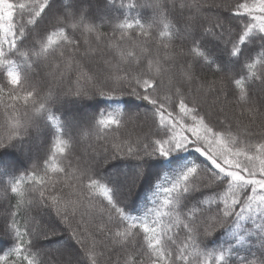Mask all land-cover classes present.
Instances as JSON below:
<instances>
[{"label":"snow or ice","instance_id":"1","mask_svg":"<svg viewBox=\"0 0 264 264\" xmlns=\"http://www.w3.org/2000/svg\"><path fill=\"white\" fill-rule=\"evenodd\" d=\"M51 3L0 0V104L14 113L0 125V150L30 133L48 134L26 170L6 173L14 161L0 157V244H9L0 264H264V0H221L210 14L187 0H58L47 24L21 44ZM144 7L154 15L147 26L139 18L114 23L110 14ZM105 24L113 39L121 33V42L107 46L111 60L85 39L98 42ZM154 31L158 39L145 46ZM179 36L186 51L174 47ZM208 37L224 57L219 63ZM69 73L83 86L50 87ZM65 97H134L146 102L136 115L150 121L148 131L109 139L131 119L122 107L69 123L57 108ZM230 98L241 113H226ZM85 126L110 146L76 157ZM189 150L203 160L165 174L140 216L128 202L144 169L126 189L101 174L117 159H167ZM55 221L71 229L75 247L43 246L59 235ZM218 233L230 239L219 245Z\"/></svg>","mask_w":264,"mask_h":264},{"label":"trees","instance_id":"2","mask_svg":"<svg viewBox=\"0 0 264 264\" xmlns=\"http://www.w3.org/2000/svg\"><path fill=\"white\" fill-rule=\"evenodd\" d=\"M57 2L58 0H52V3L50 4L49 8L46 9L45 12L41 15V17L37 19L36 24L30 28L29 36H26L25 40L21 41V44L26 43L34 36L35 29H42L47 24L48 19L56 10ZM119 2L120 0H117L118 4ZM123 2L127 4L128 0H123ZM140 2L149 5L150 3L153 2V0H140ZM177 2L182 4L185 3L186 0H177ZM187 2L193 4L200 3L201 5H203L204 13L210 14L207 12L208 8L213 3L221 2V0H187ZM224 2L231 4V3H235V0H224ZM59 3L65 4V6H67L68 0H59ZM92 10L94 11V9ZM121 12L124 13V16H121ZM110 14L118 18L117 21H115L114 23L123 22V20L125 19H128L130 21L133 18H139L144 20L147 26V23L151 22L154 19V15L150 7H144L139 10H134L131 12H128L126 9H120V11L111 12ZM169 20H171V18H169ZM95 22L100 23V21L98 20ZM160 30H163L162 23L160 24ZM100 32L102 34V37L98 42L95 40V37L91 35L86 36L85 39L89 41V44L91 45L93 50L96 49V45L97 43H99V48L103 50V55L111 60L113 59V56L111 55L112 49L107 46L114 42H121L120 41L121 33L119 31H116L115 39H113L112 28L109 27L107 24L103 25L100 28ZM155 39H158V35L154 31L151 36L144 38V45L146 46L147 44H151V42ZM216 43L217 42H215L211 37H208L205 40L206 47L210 52L215 54L214 58L216 59L217 63H219L224 59V57L219 54L218 49L215 47ZM124 46L128 47L126 43ZM174 47L178 50L186 51V46L183 36H179L175 40ZM152 51L154 52L155 49H152ZM81 55H83V49H81ZM81 62L83 63V61ZM39 71H41V69H37V72ZM198 75L206 78L208 81L218 79L217 76H213L211 73H199ZM51 84L52 86L50 87L53 88L62 87L68 90L83 86L82 81L80 84H77L75 75H72L71 73H69L64 77L62 84L60 83L59 77H57L56 81L52 82ZM192 88H198V84L189 85V89L191 90ZM208 100L211 103L213 98L209 96ZM117 107H122L124 110H126L129 113L131 119L127 123V126L125 125L118 132L110 134L109 139H111L112 135L118 136L120 138L131 137L133 139H135L137 136H143L146 133L145 131L142 132L143 134L141 133L142 135L140 134L136 136L130 135L128 131L129 123H134L139 121L140 123L139 125H141L142 127L143 124L145 123L144 120L138 119L136 114L137 113L143 114L144 109L147 107L146 102L137 100L134 97H124L120 99H106L100 97H93L91 99L79 98V97H65L57 105L58 111L63 114V118L66 121L71 123L72 120H76L80 124H84L82 118L79 119V113L81 112L83 113L82 115L85 114L88 116L87 122H89L91 117L95 114H98L100 111L113 110ZM225 110L229 116H231L233 112L239 114L243 111L239 106V104H236L235 107L233 108V101L231 100V98ZM12 115H14V113L6 112L4 106L0 104V125L3 124L6 117L10 119ZM148 123H150V121ZM148 123H145L146 125L145 127L147 128V130H148ZM244 123H247V121H244ZM0 131H2V127H0ZM85 135L86 136L89 135L86 126H85ZM96 139H97V145H99L98 143H100L105 148L110 146L107 141L103 140L102 137H97ZM47 143H48V134H47V130H45V132H42L39 135L35 133H30L28 136L22 138L17 142H14L13 145L7 147L6 149L0 150V157L14 161V164L11 167L5 169V172L15 173L17 171H23L29 168L31 163L33 162V159L38 155L42 154L43 150L47 147ZM93 143L95 145V142ZM73 155L79 157L81 155V152L75 149ZM194 160L197 162L203 160V158L200 157L199 153L195 152V150L176 153L167 159L157 157V158L147 159L145 161H137L134 158H122V159L110 161L108 165H106L104 168L101 169V174L111 177L122 189H126L128 187V184H131L134 181L138 169L140 168L144 169L143 178L141 179L139 185L135 188L134 190L135 194L130 198L128 202L129 212L133 215L140 216L143 215L144 212L152 206V195L153 192L155 191L157 182L165 174L172 175L177 171H179L182 167L187 165L189 162ZM124 179H127L126 185H124L125 184ZM66 228L67 226L60 225L59 222H57L56 231L59 233V235L51 237V239L49 241H46L43 246L46 247L47 245L54 243L57 246H60V245H64V243L66 242L69 245L75 247L74 241H72L70 237L71 229L66 230ZM213 239L217 241L219 245H223V241L230 238L218 233L216 237H214ZM8 246H9L8 243L0 244V249H5ZM215 246L217 245L212 243L209 244V247H215ZM241 254L242 255L246 254V252H244L242 249ZM105 259H107V257H105Z\"/></svg>","mask_w":264,"mask_h":264},{"label":"rangeland","instance_id":"3","mask_svg":"<svg viewBox=\"0 0 264 264\" xmlns=\"http://www.w3.org/2000/svg\"><path fill=\"white\" fill-rule=\"evenodd\" d=\"M50 86H52V84L50 83ZM139 111V110H138ZM78 113V112H77ZM87 113V112H86ZM89 113V112H88ZM83 113L81 112V113H79V119L80 118H82V120H83V123H88L87 121H88V116L87 115H82ZM76 116H78V115H76ZM143 122V121H142ZM144 123V122H143ZM140 123H139V121L138 122H134V123H129L128 124V131H129V133H130V135H133V136H136V135H140L142 132H147L148 130H147V128L145 127L146 125H145V123L143 124V127L141 126V125H139ZM126 126H127V124H126ZM142 128H143V131H142ZM127 130V129H126ZM143 134V133H142ZM141 134V135H142ZM97 137L96 136H94V135H88V136H86L85 135V132H84V134H83V136H82V138H81V142L76 146V149H77V151H79V152H81V154H84L85 156H87L88 154H90V153H99V152H102L103 151V149L105 148L102 144H100V143H98L99 145H97V139H96ZM93 142H95V145H94V143ZM92 143V144H91ZM101 145H102V147H101ZM127 178V177H126ZM126 180L127 179H124V182H125V184L124 185H126ZM130 184H128V186H129ZM57 222L58 221H55V223H56V226H57ZM64 245H69L68 243H64ZM46 247H48V248H56V247H58L55 243L54 244H49V245H47Z\"/></svg>","mask_w":264,"mask_h":264}]
</instances>
